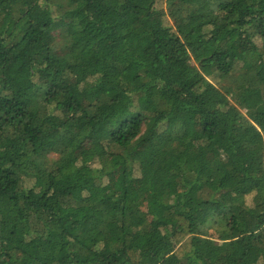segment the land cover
I'll list each match as a JSON object with an SVG mask.
<instances>
[{
  "label": "trees",
  "instance_id": "16d2710c",
  "mask_svg": "<svg viewBox=\"0 0 264 264\" xmlns=\"http://www.w3.org/2000/svg\"><path fill=\"white\" fill-rule=\"evenodd\" d=\"M0 264H264V0H0Z\"/></svg>",
  "mask_w": 264,
  "mask_h": 264
},
{
  "label": "rangeland",
  "instance_id": "374dc122",
  "mask_svg": "<svg viewBox=\"0 0 264 264\" xmlns=\"http://www.w3.org/2000/svg\"><path fill=\"white\" fill-rule=\"evenodd\" d=\"M247 201H248V204H250L251 203V198H249ZM147 207H148L147 204H145V210L146 211H147Z\"/></svg>",
  "mask_w": 264,
  "mask_h": 264
}]
</instances>
